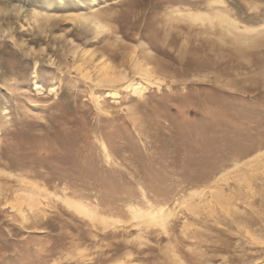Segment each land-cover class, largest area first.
Wrapping results in <instances>:
<instances>
[{
	"label": "rangeland",
	"instance_id": "rangeland-1",
	"mask_svg": "<svg viewBox=\"0 0 264 264\" xmlns=\"http://www.w3.org/2000/svg\"><path fill=\"white\" fill-rule=\"evenodd\" d=\"M0 195V264H264V0H0Z\"/></svg>",
	"mask_w": 264,
	"mask_h": 264
},
{
	"label": "bare ground",
	"instance_id": "bare-ground-1",
	"mask_svg": "<svg viewBox=\"0 0 264 264\" xmlns=\"http://www.w3.org/2000/svg\"><path fill=\"white\" fill-rule=\"evenodd\" d=\"M199 19H201V18H199ZM218 19H219V21L221 22V24H229V19H228V17L227 16H225V15H220L219 17H218ZM95 21V20H94ZM93 21V22H94ZM95 23H96V21H95ZM234 24H236L235 22H233ZM97 24V23H96ZM101 26V25H100ZM102 27V26H101ZM101 27L99 28V29H101ZM103 28V27H102ZM237 28V27H236ZM238 29V28H237ZM249 29V28H248ZM254 28H251L250 30H253ZM249 30V31H250ZM255 32V31H254ZM151 68V67H150ZM106 69H108V67L106 68ZM109 69H111L110 67H109ZM153 70V69H152ZM151 70V71H152ZM106 70H104V72H105ZM138 71H139V73L141 74V75H144V76H146L147 78L149 77V78H151V77H153V75L154 74H151V72H150V69L149 68H144V67H139L138 68ZM155 71H153V73H154ZM111 81V80H110ZM114 82V81H113ZM156 82V81H155ZM132 88H133V91H134V93L135 94H138V95H141L142 94V88L140 87H136V86H134V85H132ZM1 196V195H0ZM6 198V197H5ZM4 198V199H5ZM3 200V199H2ZM68 205L71 207V208H73V209H75L79 214H81V215H84V216H87V217H93L94 216V213L92 212V211H90L89 210V208L88 207H86L85 205H83V204H81V203H79V202H75V201H69L68 202ZM155 213V212H154ZM137 214H138V216L140 215V216H142V214L141 213H139L138 211H137ZM147 216H149L148 214H147ZM153 219V218H152ZM156 219V218H155ZM154 220V219H153ZM152 221V220H151ZM113 264H137L136 262L134 263V262H129V261H125V260H119V261H116V262H114ZM139 264V263H138Z\"/></svg>",
	"mask_w": 264,
	"mask_h": 264
}]
</instances>
